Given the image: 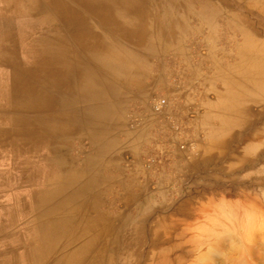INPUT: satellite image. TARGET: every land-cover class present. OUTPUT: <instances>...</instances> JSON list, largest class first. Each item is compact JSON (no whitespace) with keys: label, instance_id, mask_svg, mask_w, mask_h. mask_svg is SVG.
<instances>
[{"label":"bare ground","instance_id":"bare-ground-1","mask_svg":"<svg viewBox=\"0 0 264 264\" xmlns=\"http://www.w3.org/2000/svg\"><path fill=\"white\" fill-rule=\"evenodd\" d=\"M262 1L8 0L14 8L27 10L34 40L30 43L29 61L25 62L28 68L19 73L14 66L9 103L0 105L1 119L8 124L0 129V135L8 138H1L6 143L0 140V148L18 159V176L24 179L26 175L39 182L29 193L37 223L34 242L21 241L25 246L18 251L19 248L14 249L19 236L1 234L5 241H12L3 243L5 249H0V256L4 259L0 264H17V256L20 264H154L159 250L148 247L147 241L150 237L159 238L160 233L147 236L136 232L137 222L144 221L151 207L148 202L136 204V200L151 196L148 187L141 184L135 194V186H130L108 203L109 209L118 200L125 201L128 207L135 205L138 217L117 209H102L107 180L99 174L98 167L113 145L110 131L125 122L126 103L134 99L150 109L147 117L135 113L143 116L142 123L147 118L152 122L156 119L149 96L155 87L166 82L163 57H183L186 67L197 74L189 64L188 39L199 34V27L207 30L202 38L211 41L207 56L213 61L233 54L228 44L237 48V65L219 61L212 64L217 69L216 81L224 84L217 90L228 91L219 107L221 103L236 107L238 94L232 86L239 85L246 68L252 100L259 94L264 96V39L249 21L254 19L255 7ZM236 7L248 13L249 18L237 15ZM246 63L248 67L244 68ZM211 81L212 78L206 82L211 85ZM205 116L210 121L213 113ZM115 119L118 124H114ZM43 178L45 181H40ZM45 182L49 188L43 192ZM222 211L234 220L232 212L226 208ZM220 223L222 232L214 227L205 229L217 238L216 243L230 235L231 226ZM11 225L12 221L5 228ZM242 228L251 232L254 221L245 219ZM214 248L210 246L209 255L215 254ZM171 249H163L166 256L157 264H171ZM207 258L201 255L196 264H203Z\"/></svg>","mask_w":264,"mask_h":264},{"label":"rangeland","instance_id":"rangeland-1","mask_svg":"<svg viewBox=\"0 0 264 264\" xmlns=\"http://www.w3.org/2000/svg\"><path fill=\"white\" fill-rule=\"evenodd\" d=\"M234 9L237 15L249 18L248 13L241 8L236 7ZM254 15V19H249L250 24L255 30L262 32L263 37L261 38L264 39V1L259 2L255 7ZM198 31L199 34L188 39L192 50H190L189 64L192 68L194 67L197 74L193 73V69L190 67H186L183 57H163L162 63L167 74L166 82L155 87L150 93L149 102L156 95L165 97L168 100V105L162 112H155L151 107L156 114V118L167 120L168 126L164 133L157 137L145 135L139 139L130 138L128 131L134 127H139V125L132 124L130 115L141 112L147 117L150 109L137 99L127 102L124 111L125 122H121L120 127H112L114 130L110 131L113 145L107 151V168L113 170L115 174L119 169H126L125 174L128 181H130L131 176L134 178L135 172L132 174L130 170L135 164L140 165L142 169L145 168L143 170L144 174H141L142 177L138 178L139 182L134 189L135 194L136 188L142 184L141 180H147H144V178H148L147 173L155 174L156 172L153 182L146 183L151 196L146 197V199L138 197L136 200V204L148 202L151 205L148 214L143 218L144 221L137 222L138 229L136 232L147 234V236L154 233H160L161 235L157 239L150 237L151 239L147 241L148 247L156 246L159 250L154 259V264L163 260L166 256L163 249L168 246L172 247V254L169 257L171 264H196L201 255L208 257L203 264H264V96L259 94V96L253 98L255 100H252L251 85L249 77H247L249 76V70L246 68L247 72L244 71L246 75L240 76L239 85L237 87L232 86L238 94L236 95V107L233 109L225 103H221L219 107V103L225 95H228V91L224 89L223 93L217 90V88L223 87L224 84L223 81H216L215 70L217 69L213 65L216 61L232 66L240 63L235 56L237 48L230 47L228 44L229 48L234 51L233 54L227 57H217L213 61L207 56L211 41H204L202 38L207 30L204 27H199ZM1 61L0 105L3 106L9 103L11 73L9 69L3 66V61ZM246 62L250 61L246 60ZM247 65L248 63L244 64V68L248 67ZM207 78L209 80L212 78L211 82L213 84H207L206 81H209ZM168 85L170 86L168 87ZM7 88L9 91L6 90ZM245 92L248 94H245ZM207 95L212 101L211 105L214 107L212 110H215L210 123L206 119L199 118L198 115L200 111L205 110L200 106ZM245 98L248 100L246 101ZM1 117L0 129L8 126L6 121H2ZM171 117H174L178 122V128L171 126ZM196 120H198L197 124H200V127L196 128L195 133L192 130L189 134L186 132L187 124L190 123L191 127H197L194 123ZM146 121H149V118ZM113 122L114 124L119 123L117 119ZM201 125L203 127L202 132L199 131L202 128ZM1 138L4 139L5 136L0 135ZM191 140L198 142V149L195 152L180 148L181 144ZM3 143L5 142L3 141ZM87 143V150H89L90 143L88 141ZM5 150L0 148V162L11 164L14 178L13 182L7 185L6 181L0 176V249H5L4 242L10 244L12 241L11 239L5 241L6 239H3L1 234H7L11 238L18 235L20 240L17 243L14 242L16 244L14 250L19 248V251L25 246L21 241L29 244L33 243L35 239L33 232L37 223L34 206L31 204L33 199H31L29 193L38 187L39 181L36 178H27L26 175H24V179L23 176H18L21 171L18 159L14 160L16 157H10L9 153L6 155L7 150ZM149 156H155L157 159V167L155 166L152 172H149V168L145 167ZM183 157L190 160L187 163L194 164L195 169L190 173L166 175L165 171L170 164L174 160L177 161L176 159ZM40 181H45V178ZM132 182L134 183L133 179ZM41 188L44 192L49 186L45 182ZM112 195H114L113 191L112 194L110 193L109 201L103 204V210L112 211L117 209L121 212L125 211L126 214L133 217H138L137 210L134 209L135 205L133 208L128 207L122 201L114 202V205L109 209L108 203L114 199ZM224 208L232 212L234 220L225 217L222 211ZM247 218H250L252 222L254 221V228L251 232L242 228V223ZM214 219L218 221L214 222ZM11 221L13 225L8 229L5 228L10 225ZM220 221L231 226L230 235L222 239L221 242L216 243L217 238L205 229L214 227L215 231L220 229L219 232H222L224 229ZM7 235H5L6 238H8ZM166 235H171L172 238L167 240ZM210 246L215 247L214 255H209ZM2 259L4 258L0 256V262ZM15 259H17L16 263L20 264L18 256ZM180 259L182 261L178 262Z\"/></svg>","mask_w":264,"mask_h":264},{"label":"crops","instance_id":"crops-1","mask_svg":"<svg viewBox=\"0 0 264 264\" xmlns=\"http://www.w3.org/2000/svg\"><path fill=\"white\" fill-rule=\"evenodd\" d=\"M11 3H8V0H0V60L3 61V66L6 69H9L11 71L10 73H11V84H12V79L14 76L13 74L15 73L14 66H16V69L20 70L18 71L19 73H23L24 72L23 69L28 68V64H25V62L29 61L30 43L33 42L34 40V37L30 36V33L31 34L33 33L34 27H32V25L30 24L29 15L27 13V10L23 7L22 8L18 7V9L14 8V5ZM14 58L17 59L16 60L17 62H15ZM14 62H15V65H14ZM6 90L9 91L8 88ZM205 101H208V102L205 104L204 103ZM204 102L201 103L200 107H203V109L205 110L204 112L203 111L199 112L198 114L199 118L204 119L206 117L205 115L209 114L210 112H212L214 116L215 110L211 109L213 108L211 105L212 101H210L208 96L204 98ZM210 121L208 122L210 123ZM194 123L197 127L192 126L193 127L192 128L190 123L187 124L186 132H188L189 134L193 129H194L193 130L194 132L196 128L198 129V127H200V124H197L198 120H196ZM167 125H168V122L166 119L156 118L155 120H153V122L147 121L146 123H143L139 127H134L133 129H130L128 133L130 134V138H134V139L142 138L145 135H154L157 137L160 134L164 133V130L167 128ZM202 129L203 127L199 129V131L202 132L203 131ZM172 133H174V131H172ZM4 136H5L4 139L8 140L7 135H4ZM6 155H8V150H7ZM106 155H108V153L104 155L103 162L99 164V167H98L99 174L106 177V180H107V189L105 191L103 204H105L106 201H109V198H110L109 196H110V193L112 194V191L114 195L116 194L120 195L124 193L125 190H127V188H129L130 186L136 187V185L139 182L138 178L142 177L141 174H144V171H143L144 169H142L140 165L138 166L137 164H135L130 170V173L132 174L135 172V174L133 175L134 178H132L131 176L130 181H128L127 180L128 178L126 177V174H125L126 169H122V170L119 169V171L116 172L115 174L113 170H109L107 168ZM176 160L177 161L174 160L172 164H170V168L168 167L167 170L169 171L167 170L165 171L167 173L166 175L171 176L174 173H177V174L185 173V172L190 173L191 171L195 169V165L191 163H187V162H190V160H186L184 157L180 159L178 158ZM9 166H11V164H8L7 162H4V163L0 162V167H1L0 176L6 181L7 185H10L13 182V178H14L13 167L12 166L9 167ZM148 170L149 172L154 171L153 169H148ZM147 177L148 178H144V180L147 179L146 181L141 180L142 184L146 185L145 183L147 182L148 184L153 182L156 175L147 173ZM132 179L134 183L132 182ZM90 192L92 194L93 191H90ZM91 194L89 196L92 197ZM114 195H112L113 198H114ZM119 201H122V200H118V202ZM122 202L124 203L125 201H122Z\"/></svg>","mask_w":264,"mask_h":264},{"label":"built area","instance_id":"built-area-1","mask_svg":"<svg viewBox=\"0 0 264 264\" xmlns=\"http://www.w3.org/2000/svg\"><path fill=\"white\" fill-rule=\"evenodd\" d=\"M151 107L157 111V112H162L164 110V108L168 105V100L165 97H161V96H154L151 100ZM131 121L133 125H140L143 121V116L142 115H134L131 114ZM171 126L174 128H178L179 124L176 121V119L174 117H171ZM178 124V125H177ZM181 149H186L189 150L191 152H195L198 149V142L196 140H191L187 143H183L180 145ZM157 164V159L155 158V156H149L148 160H147V168L149 169H154V167Z\"/></svg>","mask_w":264,"mask_h":264}]
</instances>
